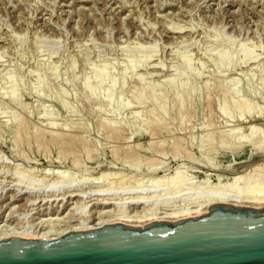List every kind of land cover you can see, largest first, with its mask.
<instances>
[{
  "label": "rangeland",
  "instance_id": "obj_1",
  "mask_svg": "<svg viewBox=\"0 0 264 264\" xmlns=\"http://www.w3.org/2000/svg\"><path fill=\"white\" fill-rule=\"evenodd\" d=\"M261 165L264 0H0L1 232L180 211Z\"/></svg>",
  "mask_w": 264,
  "mask_h": 264
},
{
  "label": "water",
  "instance_id": "obj_2",
  "mask_svg": "<svg viewBox=\"0 0 264 264\" xmlns=\"http://www.w3.org/2000/svg\"><path fill=\"white\" fill-rule=\"evenodd\" d=\"M207 208L143 228L115 223L54 240L3 239L0 264H264V207Z\"/></svg>",
  "mask_w": 264,
  "mask_h": 264
},
{
  "label": "bare ground",
  "instance_id": "obj_3",
  "mask_svg": "<svg viewBox=\"0 0 264 264\" xmlns=\"http://www.w3.org/2000/svg\"><path fill=\"white\" fill-rule=\"evenodd\" d=\"M57 138H59V137H57ZM63 142H64V144L67 147H71V145L73 143V139L72 138H64L63 139ZM262 166L264 167V165H261V167ZM257 168L258 167H256L255 169L254 168L252 169L251 176H252V178L254 177V181L257 180L256 182H258V183H256V184L258 185L257 187H258V190L260 192L262 190L259 187H261V188L264 187V186L262 187V185H259L260 183L263 184V181H264V178H261V174L264 173V169H262L263 172L260 169H258L259 172L261 173V174H258V172H256ZM254 170H255V173L258 174V176L260 175L259 177L253 172ZM245 174L247 176V173H245ZM252 174H255V176H253ZM256 176L258 177V179L255 180V177ZM176 177H177L176 180L180 178V176L179 177L176 176ZM247 177H245L246 178L245 179V178H243V175H242L241 179H243V182H242V180L241 181L238 180L239 177L235 178V180L237 182L240 181L241 189L242 190L240 189V186H238V183L235 182L237 184L235 185V183H234V188L235 189H233V191L240 189L241 191L244 190V193L246 194V191L245 190L248 189L246 187H249V189H250L252 187V182H253L252 179H248L247 180ZM248 178H250V176ZM245 180H247L249 182H247ZM231 181H232V179H231ZM244 181L247 182L246 183L247 186L245 188H244V185L242 186V183H245ZM253 184H255V182ZM230 185H232V184H230ZM232 187H233V185H232ZM236 187L238 189H236ZM257 187L255 185V187L253 186V190H251V189L250 190L252 192L253 191L256 192V190H254V189L257 188ZM233 191L231 192L232 194H230V192L224 193V192L221 191L222 192L221 193V192L218 191L219 193L218 192L217 193H213V194L212 193L211 194L209 193L210 195H207V196L205 195L206 197L205 196L204 197L203 196H200V197L198 196L197 198L195 197L196 198V199L194 198L195 201L197 200V202H195L196 205H194L193 207L191 206V207H188V208L181 209L180 211L162 212V213L161 212L160 213H154V212L153 213H147L146 212L145 214H141V215H138L137 213H136V215L135 214H131L130 215L127 212H126L127 214H125V212H123L124 210H122L123 213H120L121 210H119L120 212H117L118 213L117 216H115L117 214V213H115L114 216H109L107 218L105 217L104 219L103 218H99V217H97V219L96 218H94V219L93 218L92 219H87L86 218V220H84V221H81V222L79 221V223H76V224L74 223V225L73 224L72 225L70 224V226H67L66 225L67 227L64 226V228H61V229H58V230L57 229L53 230L52 228H51L52 230H49L50 229L49 228L48 229L49 231L46 230V231H43V232H41V231H38V232H34L33 231V232H31L29 230L19 231L18 229H17L18 231L16 229H13V231H7L6 230L7 232H1L0 231V240L9 239L11 237H20V238H25V239H43L44 238L46 240H54V239H57V238L65 235V234L71 232V231H82V230L100 229V228H102L105 225L115 224V223H121V224L129 225V226L143 228L144 225H146L148 223H151V222H154V221L176 222L177 220L184 219V218L199 217V216H201L203 214L209 213V210L207 208L208 206L214 205V204H219V203L231 204V205L242 206V207L253 208V209H259L261 207H264V196L258 197L260 195V193L256 194V196L258 195L257 197H254L255 195L252 194L253 197L246 196V198H245V196L243 197V194H244L243 192H242L243 193L242 194L241 191L238 192V193H236L237 191H235V192H233ZM249 191H248V193H249ZM251 191H250V193H251ZM240 193H241V195H240L241 197L239 196ZM263 193H264V191H263ZM247 195H250V194H247ZM78 196L80 198L83 197L81 193L69 192V194L68 193L67 194H63L60 198H57V199H58L59 202H64L65 201V203H66L69 199L71 200V199L76 198ZM144 198L142 199V197L141 198L139 197V198L133 199L132 201H130V204L131 203H132V205L141 204V203H143L142 200H144ZM198 199H199V201H198ZM109 203H111V202L105 201L102 204H109ZM45 213H47V212H45Z\"/></svg>",
  "mask_w": 264,
  "mask_h": 264
}]
</instances>
